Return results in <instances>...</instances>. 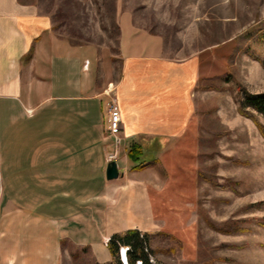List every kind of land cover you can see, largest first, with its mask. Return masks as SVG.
<instances>
[{
	"label": "crops",
	"instance_id": "obj_1",
	"mask_svg": "<svg viewBox=\"0 0 264 264\" xmlns=\"http://www.w3.org/2000/svg\"><path fill=\"white\" fill-rule=\"evenodd\" d=\"M119 49L123 141L115 161L124 167L108 181L117 149L92 58L59 39L35 4L0 0V264H65L70 248L108 264L111 237L165 226L159 169L197 140L198 61L174 62L158 36L127 28ZM132 146L142 149L144 169H134ZM144 146L158 148L151 162L141 161Z\"/></svg>",
	"mask_w": 264,
	"mask_h": 264
},
{
	"label": "rangeland",
	"instance_id": "obj_2",
	"mask_svg": "<svg viewBox=\"0 0 264 264\" xmlns=\"http://www.w3.org/2000/svg\"><path fill=\"white\" fill-rule=\"evenodd\" d=\"M23 1L52 17L59 39L92 58L112 95L123 74L124 28L158 36L174 62L198 61V137L183 146L179 161L159 169L165 226L150 234L146 253L152 264H264V116L240 112L243 92H264V43L257 38L264 0ZM144 148L141 161L151 162L158 148ZM122 248L127 257L134 250L121 246L116 264H124ZM69 253L65 264H94L86 250Z\"/></svg>",
	"mask_w": 264,
	"mask_h": 264
},
{
	"label": "trees",
	"instance_id": "obj_3",
	"mask_svg": "<svg viewBox=\"0 0 264 264\" xmlns=\"http://www.w3.org/2000/svg\"><path fill=\"white\" fill-rule=\"evenodd\" d=\"M257 38L259 42L264 43V23L261 28L257 30ZM249 36V37H248ZM254 37V36H253ZM246 38H252L249 33L246 34ZM247 109H252L258 114L264 116V92L259 94H251L249 92H243V99L240 102V112L244 116H251V113ZM260 131L264 136V127L260 126ZM143 155V151L139 146L130 147L128 157L134 164V169H144L145 164L140 162V158ZM264 225V223H262ZM150 236L148 234H142L139 231H127L124 233H119L111 237L107 243L108 250L112 255V262L108 264H116V257L119 253V248L121 246H129L134 249V253H129L128 262L129 264H136L138 261L142 264H152L148 255L146 253L145 246L149 249L150 246ZM125 249V248H122ZM150 254L153 256L156 254L150 247ZM127 254V251H126ZM122 261V259H121ZM123 262V261H122Z\"/></svg>",
	"mask_w": 264,
	"mask_h": 264
},
{
	"label": "built area",
	"instance_id": "obj_4",
	"mask_svg": "<svg viewBox=\"0 0 264 264\" xmlns=\"http://www.w3.org/2000/svg\"><path fill=\"white\" fill-rule=\"evenodd\" d=\"M107 96L110 98L109 109H108V133L113 136L116 149L122 142V115L121 110L115 95H112V91L108 90ZM118 157L117 151L108 157L109 162L116 160ZM136 264H142L138 261Z\"/></svg>",
	"mask_w": 264,
	"mask_h": 264
},
{
	"label": "water",
	"instance_id": "obj_5",
	"mask_svg": "<svg viewBox=\"0 0 264 264\" xmlns=\"http://www.w3.org/2000/svg\"><path fill=\"white\" fill-rule=\"evenodd\" d=\"M121 176V172L118 168L116 161L109 162L106 170V178L108 181L116 180ZM121 256V255H120Z\"/></svg>",
	"mask_w": 264,
	"mask_h": 264
},
{
	"label": "bare ground",
	"instance_id": "obj_6",
	"mask_svg": "<svg viewBox=\"0 0 264 264\" xmlns=\"http://www.w3.org/2000/svg\"><path fill=\"white\" fill-rule=\"evenodd\" d=\"M121 258L124 264H129L127 254H126V249H123V255L121 256Z\"/></svg>",
	"mask_w": 264,
	"mask_h": 264
}]
</instances>
